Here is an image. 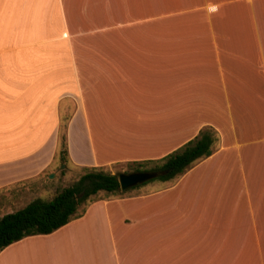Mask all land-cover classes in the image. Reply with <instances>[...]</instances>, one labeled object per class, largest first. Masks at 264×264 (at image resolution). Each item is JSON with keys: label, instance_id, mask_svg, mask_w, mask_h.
Wrapping results in <instances>:
<instances>
[{"label": "crops", "instance_id": "1", "mask_svg": "<svg viewBox=\"0 0 264 264\" xmlns=\"http://www.w3.org/2000/svg\"><path fill=\"white\" fill-rule=\"evenodd\" d=\"M69 109L77 169L156 163L207 125L220 134L178 177L99 198L114 205L111 264H264V0H0V218L49 171ZM74 216L0 264H78L88 216Z\"/></svg>", "mask_w": 264, "mask_h": 264}, {"label": "trees", "instance_id": "2", "mask_svg": "<svg viewBox=\"0 0 264 264\" xmlns=\"http://www.w3.org/2000/svg\"><path fill=\"white\" fill-rule=\"evenodd\" d=\"M69 114L63 115L59 132V157L68 161L66 125ZM220 134L211 125L203 127L197 136L185 143L154 166L142 167L143 162L135 171H168L166 174L151 179L171 180L183 174L197 161L209 157L215 151ZM152 161L145 162L146 164ZM141 184V185H143ZM139 186V185H138ZM137 187V186H135ZM133 187V188H135ZM121 188L117 173L103 168L88 169L77 182L61 189L52 199H35L25 207L7 213L0 218V250L24 237L35 234H48L71 221L78 206L86 202L99 191L116 192Z\"/></svg>", "mask_w": 264, "mask_h": 264}, {"label": "rangeland", "instance_id": "3", "mask_svg": "<svg viewBox=\"0 0 264 264\" xmlns=\"http://www.w3.org/2000/svg\"><path fill=\"white\" fill-rule=\"evenodd\" d=\"M85 38H89L87 45H90V34L89 37ZM84 50H86V47L84 48ZM70 112L71 111L69 109L65 113L68 114ZM154 165V163H142L141 166L144 168H150ZM138 166L139 162L123 163L116 164L112 166V168H105L104 170H108L111 173L118 174L119 172H134V169ZM48 170L49 171H47L42 177L20 183L15 187L16 190L14 191L19 195L18 201L16 202V205H14L15 209H21L35 199H52L61 189L67 186H71L72 184L77 182L88 169H77L69 162V160L62 161V159L59 157V154H57L55 160ZM158 180L159 179L150 181L146 185L140 184L138 187H136L137 189L134 190H132L131 188L127 191H122V189L120 188L116 192L99 191L96 195L91 196L86 202L82 203V205L84 204L85 206L84 209L83 207L80 208L79 206L74 218H79L83 215L88 216L86 219H82V221L79 223V226H85L89 229V237L87 239L88 248H84L82 253H75L76 261L78 264H111V260H109L110 253L108 250L109 243H106L108 239L105 237V216L108 214V212H112L114 210V205L111 204L108 206L104 203L103 200H100L99 198L102 196L106 197V195L120 197L131 195L135 192H140V188H143L145 186L153 187V183L158 182ZM100 216L102 217V219H100ZM96 227H102V231L99 236L100 240L92 231V229H95ZM38 243L39 245L42 244V242ZM97 243L100 244V251L97 249Z\"/></svg>", "mask_w": 264, "mask_h": 264}, {"label": "water", "instance_id": "4", "mask_svg": "<svg viewBox=\"0 0 264 264\" xmlns=\"http://www.w3.org/2000/svg\"><path fill=\"white\" fill-rule=\"evenodd\" d=\"M168 171H134L119 172V182L122 191H127L135 186L143 184L151 179L166 174Z\"/></svg>", "mask_w": 264, "mask_h": 264}]
</instances>
